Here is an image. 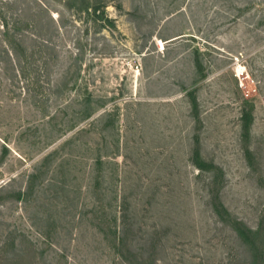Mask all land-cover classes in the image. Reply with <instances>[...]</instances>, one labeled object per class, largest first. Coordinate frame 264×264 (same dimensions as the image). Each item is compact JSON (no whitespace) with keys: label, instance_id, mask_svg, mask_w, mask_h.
<instances>
[{"label":"rangeland","instance_id":"374dc122","mask_svg":"<svg viewBox=\"0 0 264 264\" xmlns=\"http://www.w3.org/2000/svg\"><path fill=\"white\" fill-rule=\"evenodd\" d=\"M0 264H264V0H0Z\"/></svg>","mask_w":264,"mask_h":264}]
</instances>
